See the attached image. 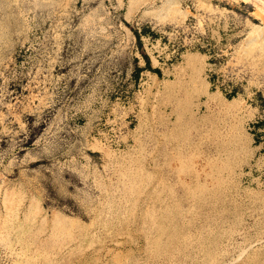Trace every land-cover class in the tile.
<instances>
[{
  "label": "rangeland",
  "instance_id": "374dc122",
  "mask_svg": "<svg viewBox=\"0 0 264 264\" xmlns=\"http://www.w3.org/2000/svg\"><path fill=\"white\" fill-rule=\"evenodd\" d=\"M261 16L0 0V264H264Z\"/></svg>",
  "mask_w": 264,
  "mask_h": 264
},
{
  "label": "bare ground",
  "instance_id": "6f19581e",
  "mask_svg": "<svg viewBox=\"0 0 264 264\" xmlns=\"http://www.w3.org/2000/svg\"><path fill=\"white\" fill-rule=\"evenodd\" d=\"M250 2H252L253 3V6L255 7V10H256V12H257V14L258 15H262L261 17L262 18H264V0H249ZM252 28H253V30H254V32H256L259 28H258V26L256 27L255 25L254 26H252ZM253 32V31H252ZM259 32V31H258ZM251 33V32H250ZM252 35V34H251ZM255 36V35H254ZM262 40V41H261ZM260 40V42H259V45H262V43L264 44V38H262ZM261 47V46H260ZM263 47V46H262ZM261 47V48H262ZM191 57H188L187 58V60H188V62H190L191 61ZM195 58L193 57V60H194ZM191 63V62H190ZM190 65V64H189ZM14 210V209H13ZM12 210V211H13ZM150 211V210H149ZM151 213H152V211H150ZM148 216V215H147ZM150 217H151V215H150ZM148 219H149V217H148Z\"/></svg>",
  "mask_w": 264,
  "mask_h": 264
},
{
  "label": "trees",
  "instance_id": "16d2710c",
  "mask_svg": "<svg viewBox=\"0 0 264 264\" xmlns=\"http://www.w3.org/2000/svg\"><path fill=\"white\" fill-rule=\"evenodd\" d=\"M147 63H148V61H147Z\"/></svg>",
  "mask_w": 264,
  "mask_h": 264
}]
</instances>
